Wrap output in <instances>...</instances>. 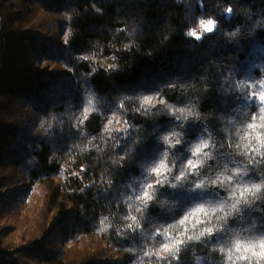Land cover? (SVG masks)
I'll use <instances>...</instances> for the list:
<instances>
[{
    "label": "trees",
    "instance_id": "trees-1",
    "mask_svg": "<svg viewBox=\"0 0 264 264\" xmlns=\"http://www.w3.org/2000/svg\"><path fill=\"white\" fill-rule=\"evenodd\" d=\"M208 17L219 21L215 32L202 40L185 36L198 19L208 33ZM69 29L71 69L48 58ZM261 78L264 0H0V264H132L142 255L141 238L127 231L118 236L117 229L128 214L124 198L139 187L132 177L142 179V170L128 162L121 169L111 158L137 135L136 125L145 136L154 128L158 135L172 121L132 112L139 106L134 99L125 101V112L113 97L161 91L169 102L190 101L202 117L187 124L189 136L206 127L223 140L222 127L231 135L259 108L248 91H258ZM241 79L246 83L237 91ZM89 94L101 111L77 131L72 123ZM114 111L116 121L134 126L127 136L102 131ZM41 119L53 122L47 136L37 130ZM116 121L109 129L120 126ZM255 135L264 139V130ZM153 147L162 146L150 137L135 159ZM257 172L264 173V164ZM105 177L113 178L111 188ZM149 214L165 224L181 215H164L155 205ZM256 215L264 230V216ZM133 246L135 254L123 250ZM206 252L190 242L179 264H210ZM217 256L212 253L211 264Z\"/></svg>",
    "mask_w": 264,
    "mask_h": 264
},
{
    "label": "clouds",
    "instance_id": "clouds-1",
    "mask_svg": "<svg viewBox=\"0 0 264 264\" xmlns=\"http://www.w3.org/2000/svg\"><path fill=\"white\" fill-rule=\"evenodd\" d=\"M92 7L100 11L95 5ZM231 11L230 5L224 9L225 13ZM68 19H71L70 15ZM207 20L211 23L208 33L200 30L199 25L204 21L198 19L195 28L186 30L185 36L202 40L205 35L215 32V25L219 21L214 17ZM70 32L69 29L61 37L60 49L52 48L48 53L49 59L57 58L69 69ZM72 58L79 62L82 57ZM39 59L44 63V56ZM245 83L243 79L238 81L236 90L243 91ZM257 84L258 91L254 86L249 87L248 99L255 100L259 108L252 113L250 121L237 126L231 135L227 128L222 127L220 130L225 134L223 140L206 127L202 130L204 134L197 133L194 138L189 136L187 124L190 121L195 123L202 117L198 106L190 101L182 105L169 102L161 91L134 97L121 94L119 99L113 97L115 107L125 112L128 111L125 101L134 99L139 106L133 107L132 112L147 119L164 115L172 121L170 127L158 135L154 128L145 136L140 126L136 125L137 135L122 154L111 158L112 164L121 169L128 162L142 170V179L132 177L139 182V187L138 190L134 189V196L124 198L128 214L122 217L125 222L123 228L117 229L118 236L127 231L141 238L142 255L132 264H145V258H148L147 264H161L162 261H167V264L176 261L179 264L180 254L190 242L200 244L207 250L210 264L214 259L212 253L218 254L215 258L217 264H264V230H259L261 221L256 215L264 216V173L253 175L257 165L264 164V139L255 135L257 131L264 130V78ZM97 103L90 94L86 97L77 119L72 123L74 129L79 131L93 113L101 111ZM118 116L115 111L112 113L102 129L105 134L120 131L127 136L128 130L134 127L127 119L122 124L120 120L116 121ZM113 120L120 126L109 129L108 125ZM53 127L52 120L41 119L37 130L44 129L43 135L47 136ZM150 137H155L157 145L162 147H153L142 160L137 161L135 157L138 151L146 149ZM119 146L120 141L117 140L112 147ZM53 155L45 156L44 160L51 163ZM33 158L39 160L38 155ZM104 183L111 188L114 180L105 177ZM165 188L169 192L161 195V190ZM153 205L164 215H173L177 211L181 215L172 223L165 224L149 214ZM123 250L135 254L138 249L133 246Z\"/></svg>",
    "mask_w": 264,
    "mask_h": 264
},
{
    "label": "snow or ice",
    "instance_id": "snow-or-ice-1",
    "mask_svg": "<svg viewBox=\"0 0 264 264\" xmlns=\"http://www.w3.org/2000/svg\"><path fill=\"white\" fill-rule=\"evenodd\" d=\"M206 28H208L210 30V27H211V23L209 22L208 25H205Z\"/></svg>",
    "mask_w": 264,
    "mask_h": 264
}]
</instances>
